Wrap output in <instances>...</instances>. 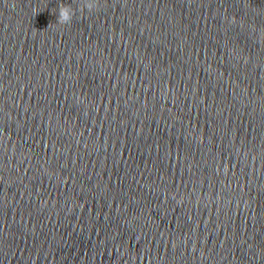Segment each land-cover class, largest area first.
Masks as SVG:
<instances>
[{"label":"water","instance_id":"1","mask_svg":"<svg viewBox=\"0 0 264 264\" xmlns=\"http://www.w3.org/2000/svg\"><path fill=\"white\" fill-rule=\"evenodd\" d=\"M82 4L0 0V264H264V0Z\"/></svg>","mask_w":264,"mask_h":264},{"label":"clouds","instance_id":"2","mask_svg":"<svg viewBox=\"0 0 264 264\" xmlns=\"http://www.w3.org/2000/svg\"><path fill=\"white\" fill-rule=\"evenodd\" d=\"M99 0H83V4L80 5L79 11L83 13L87 10L89 13L98 10ZM76 10L71 5L60 4L58 9V25H71Z\"/></svg>","mask_w":264,"mask_h":264}]
</instances>
